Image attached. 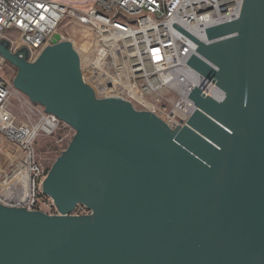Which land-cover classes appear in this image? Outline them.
<instances>
[{
  "label": "water",
  "instance_id": "water-1",
  "mask_svg": "<svg viewBox=\"0 0 264 264\" xmlns=\"http://www.w3.org/2000/svg\"><path fill=\"white\" fill-rule=\"evenodd\" d=\"M173 26L197 44L186 63L224 93L195 86L175 128L97 98L58 34L32 62L0 42L14 88L75 130L42 183L57 213L0 204V264H264V0H242L208 43Z\"/></svg>",
  "mask_w": 264,
  "mask_h": 264
},
{
  "label": "built area",
  "instance_id": "built-area-1",
  "mask_svg": "<svg viewBox=\"0 0 264 264\" xmlns=\"http://www.w3.org/2000/svg\"><path fill=\"white\" fill-rule=\"evenodd\" d=\"M0 0V42L12 53L24 51L32 62L51 44L63 21L90 31L88 51L76 49L83 81L97 98L120 97L134 108L158 116L170 128L182 126L195 110L189 94L196 86L220 101L224 93L186 62L197 44L176 23L203 43L206 28L238 17L242 0ZM16 31L18 40L8 33ZM63 40V37L60 36ZM0 133L12 145L9 168L0 170V204L57 213L42 192L46 176L34 142L40 130L51 133L59 121L43 112L42 123L20 121L8 108L11 85L1 74ZM44 127V129H41ZM82 204L72 214H88Z\"/></svg>",
  "mask_w": 264,
  "mask_h": 264
},
{
  "label": "rangeland",
  "instance_id": "rangeland-1",
  "mask_svg": "<svg viewBox=\"0 0 264 264\" xmlns=\"http://www.w3.org/2000/svg\"><path fill=\"white\" fill-rule=\"evenodd\" d=\"M74 3L80 4V0H71ZM55 34L63 37V40H69L76 49H83L88 51L91 34L87 29H82L75 24L63 21L57 27ZM19 34L16 31L8 33V38L12 41L18 40ZM89 54V51H88ZM1 74L6 81L11 85L12 94L8 102V108L17 116L20 121L27 122L32 125L42 123V114L44 108L37 103L29 101L20 91H17L13 84V78L17 74V67L5 62ZM75 134V130L63 121H59L56 129L47 133L40 130L35 142L34 147L37 159L42 165L44 171L47 173L53 162L67 147ZM13 145L6 140L0 133V170H7L9 168V157L11 155Z\"/></svg>",
  "mask_w": 264,
  "mask_h": 264
},
{
  "label": "bare ground",
  "instance_id": "bare-ground-1",
  "mask_svg": "<svg viewBox=\"0 0 264 264\" xmlns=\"http://www.w3.org/2000/svg\"><path fill=\"white\" fill-rule=\"evenodd\" d=\"M41 129H44V127H42Z\"/></svg>",
  "mask_w": 264,
  "mask_h": 264
}]
</instances>
